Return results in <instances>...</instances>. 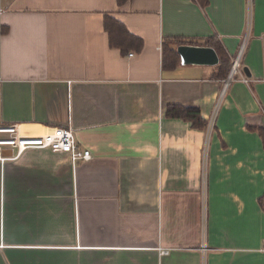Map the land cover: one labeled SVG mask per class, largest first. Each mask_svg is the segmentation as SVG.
Here are the masks:
<instances>
[{
    "label": "crops",
    "instance_id": "obj_1",
    "mask_svg": "<svg viewBox=\"0 0 264 264\" xmlns=\"http://www.w3.org/2000/svg\"><path fill=\"white\" fill-rule=\"evenodd\" d=\"M206 1L0 0V124L70 125L91 152L0 161V264H264V0ZM105 15L140 50L111 46ZM208 38L231 62L245 41L247 81L162 66L166 39Z\"/></svg>",
    "mask_w": 264,
    "mask_h": 264
},
{
    "label": "built area",
    "instance_id": "obj_2",
    "mask_svg": "<svg viewBox=\"0 0 264 264\" xmlns=\"http://www.w3.org/2000/svg\"><path fill=\"white\" fill-rule=\"evenodd\" d=\"M248 2L250 7L251 0H248ZM249 22L250 15L247 19V28ZM244 45L245 41H243L239 53L232 61V65L228 73V80L233 78L236 74H239L241 79L244 81L248 80L241 71L239 63V57ZM132 54V52L128 53L129 56ZM216 110L217 106L213 108L212 113L209 116L207 122V134H210L212 131ZM0 134H5L0 135V161L13 159L27 148H46L53 152H67L72 164H76L81 160H87L91 157L89 149L82 148L77 144L73 129L70 125L65 127H51L41 134L27 135L21 134L15 124H0ZM4 149H10L12 151L11 155H4ZM262 209L264 211V196L262 198Z\"/></svg>",
    "mask_w": 264,
    "mask_h": 264
},
{
    "label": "trees",
    "instance_id": "obj_3",
    "mask_svg": "<svg viewBox=\"0 0 264 264\" xmlns=\"http://www.w3.org/2000/svg\"><path fill=\"white\" fill-rule=\"evenodd\" d=\"M119 5L125 3L127 0H116ZM202 6H205L206 0H198ZM103 26L108 33L109 44L114 47H118L121 51H127L131 49L140 50L142 47V39L132 33H130L122 22L118 19L105 15L103 18ZM195 44L192 41L166 39L162 43V66L164 68H173L179 63V55L176 51L178 44ZM201 45H209L215 48L219 61L216 65V72L214 76L219 79H225L232 62L224 52L219 42L213 38H208ZM165 114L171 117H179L191 122L193 126L203 127L205 120L200 116L199 109L194 106H184L181 104H170L166 107Z\"/></svg>",
    "mask_w": 264,
    "mask_h": 264
},
{
    "label": "water",
    "instance_id": "obj_4",
    "mask_svg": "<svg viewBox=\"0 0 264 264\" xmlns=\"http://www.w3.org/2000/svg\"><path fill=\"white\" fill-rule=\"evenodd\" d=\"M176 51L182 65L193 64L212 66L217 65L219 61L215 48L209 45L182 43L176 46ZM242 69L245 75L250 76V72L246 66H243ZM9 153L11 155L12 151L9 150Z\"/></svg>",
    "mask_w": 264,
    "mask_h": 264
},
{
    "label": "rangeland",
    "instance_id": "obj_5",
    "mask_svg": "<svg viewBox=\"0 0 264 264\" xmlns=\"http://www.w3.org/2000/svg\"><path fill=\"white\" fill-rule=\"evenodd\" d=\"M0 135H5V134H0Z\"/></svg>",
    "mask_w": 264,
    "mask_h": 264
}]
</instances>
